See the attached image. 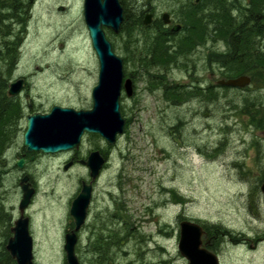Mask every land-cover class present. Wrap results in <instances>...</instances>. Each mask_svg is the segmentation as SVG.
I'll return each instance as SVG.
<instances>
[{
  "label": "rangeland",
  "instance_id": "374dc122",
  "mask_svg": "<svg viewBox=\"0 0 264 264\" xmlns=\"http://www.w3.org/2000/svg\"><path fill=\"white\" fill-rule=\"evenodd\" d=\"M195 1L147 0L145 4L159 13L173 12L186 25V13ZM138 3L141 6L135 8V0H122L129 23L133 10L143 7L142 0ZM27 27L25 46L16 54L18 66L10 71V77H27L24 94H29L32 108L26 114L48 112L54 105L91 107L99 62L85 26L83 0H37ZM213 28L209 24L202 47L184 54L185 59L179 56L178 66L148 70L128 57L125 38L107 29L117 55L127 56L124 73L133 80L134 93L132 97L122 93L125 132L113 149L100 138L84 141V152L99 147L109 156L95 190L91 221L80 230L75 247L85 264L93 259L83 257L89 253V243L99 246L105 264H188L178 247L183 220L204 227L203 242L210 243L207 248L221 264H264V81L258 77L245 89L219 88L217 82L224 79L219 59L228 47ZM158 74L165 75L167 84L213 86L215 95L175 105L165 100L162 85L153 80ZM250 99L262 105L256 120L245 113ZM15 126L11 177L8 187L0 188V205L5 201L12 218L18 215L21 197L15 160L23 147L24 118ZM65 158L42 156L43 163L36 165L40 200L31 205L38 215L30 227L36 264L66 263L65 235L73 225L69 207L80 182L67 175L57 178L63 173L57 172L56 164L62 167ZM52 161L55 173L47 170ZM75 172L80 178L87 176L83 169ZM113 214L120 219H110ZM93 217L101 223L92 222ZM7 226L6 218L0 230ZM97 238L103 240L98 243Z\"/></svg>",
  "mask_w": 264,
  "mask_h": 264
},
{
  "label": "water",
  "instance_id": "95a60500",
  "mask_svg": "<svg viewBox=\"0 0 264 264\" xmlns=\"http://www.w3.org/2000/svg\"><path fill=\"white\" fill-rule=\"evenodd\" d=\"M84 21L88 29L92 47L99 62L97 85L92 90L93 106L88 110H77L72 107L54 106L47 113H33L27 116L23 133V146L28 152L57 154L76 149L82 137L97 134L109 145H115L118 137L125 132L126 120L121 113V96L124 89L127 97L134 93L133 81L125 79L124 62L114 51L112 43L106 36L105 28L119 33L124 20V9L119 0H84ZM167 18V14L164 15ZM150 22L147 17L145 24ZM180 26L174 28L179 30ZM264 74V72H263ZM251 77L242 75L227 80H219V86L243 89L251 84ZM24 79L10 84L9 95L15 96L24 87ZM24 159L17 162L22 168ZM105 164L99 152H93L86 165L91 170V178L95 180ZM69 166H66L68 169ZM27 178L21 181L24 192L19 204L21 217L11 229L12 236L6 249L16 264H36L34 262V240L29 229V219L24 211L29 206L34 191L28 188ZM264 201V183L261 186ZM92 196V186L83 184L81 192L74 199L70 215L74 221V229L65 236L64 250L67 264H78L75 247L77 233L85 224ZM203 227L190 220L180 223L179 250L189 264H220L218 256L203 247Z\"/></svg>",
  "mask_w": 264,
  "mask_h": 264
},
{
  "label": "flooded vegetation",
  "instance_id": "af4514ba",
  "mask_svg": "<svg viewBox=\"0 0 264 264\" xmlns=\"http://www.w3.org/2000/svg\"><path fill=\"white\" fill-rule=\"evenodd\" d=\"M37 0H13V4H10L11 2L9 0H0V55H5L10 52H15V53H21L25 46L26 42V37H27V30H28V22H30L31 18V12L33 10L34 5L36 4ZM139 0H135V8L140 7L141 5L138 3ZM147 0H142V5L143 7L133 10L134 15L130 18V23H129V28L131 32H133L132 36L138 40H134L133 42L130 43V48L136 50L137 46H140V48L145 47L147 44L152 43L154 38L157 37H162L164 41L168 45H172L175 49L177 47H181L182 51L185 48L186 45V38H187V30L184 28V24L182 22H178V20L175 18L173 12L171 13H159L156 8L148 7L145 4ZM83 7H84V0H83ZM123 7V5H122ZM124 20L121 25L119 33L116 35H119L122 38H125L127 40L125 30L123 28L124 21H125V14H127V9L124 8ZM165 14H167V18H165ZM147 17H150V22L148 24H145V20ZM84 18V17H83ZM85 22V21H84ZM86 26V24H85ZM177 26H182L179 30L175 31L174 28ZM87 29V26H86ZM88 32V29H87ZM106 34H108L107 28L105 29ZM125 34V35H124ZM89 36V34H88ZM128 42V41H127ZM129 43V42H128ZM178 44V45H177ZM137 45V46H136ZM199 48L202 47V45L198 46ZM180 57L185 59V55L182 52L180 54ZM18 66V63L16 61L13 63L12 67L8 61L0 60V76L3 77V80L5 81L4 83V93H0V188L3 187H8L10 177H11V158H10V143H9V133H10V115H11V101H13V104H17L20 106V119L25 120L28 115L36 112H31L29 114H26V110H30L32 108V104L30 103V96L29 94H24L28 90V82H27V77H19L16 78L15 76L10 77V71L15 69V67ZM19 79H24V87L22 91L11 97L9 95V87L10 84L16 80ZM24 95V97H23ZM92 96V94H91ZM22 103H27V105H23ZM1 107L3 110H1ZM92 107V106H91ZM91 107L85 108L86 110L90 109ZM2 114V116H1ZM90 138H100L102 139L99 135L97 134H85L82 138V141L80 143V146L76 149L67 151V152H61L58 153V155L65 156V160L62 161L63 166L61 167L60 165L56 166L58 167L57 172H62L63 174H59L57 178H60L61 176H69L72 177L73 180H78L80 182V191L83 187V184L85 183L86 185H91L92 186V196H91V202L90 206L88 208L87 212V217L84 226L82 227L83 230L88 228V225L91 221V214L94 206V200H95V190L98 184V181L101 177V174L103 170L106 168V166L109 163V156L108 154L104 151V149H101L99 147H90L87 152H84V141L86 139ZM104 142L105 146L108 149H113L112 146L108 145L107 142L102 139ZM93 152H99L100 155L105 159V164L100 171L98 177L95 180H92L91 178V170L90 168L86 165V162L89 159V156ZM56 154H43L41 152H28L24 146L20 149L19 155L17 156L15 160V166L17 170L20 172L19 173V182H18V187L21 191V197L18 203L17 211L18 215L16 218L10 217L11 214H9V210L5 207V201L0 205V220H8L9 225L12 224V227L10 230L14 227L15 222L21 217V212L19 209V204L21 200L23 199V189L21 186V181L24 178H27V182L25 183L28 185V188L32 189L34 191L30 204L29 206L25 209L24 211V217L29 219V226L31 227V224L34 222V217L36 219V216L38 215L36 211H31V205L32 203H36L40 200L39 196V187L36 184V165L38 162L40 164L43 163V159L41 157H54L53 156ZM20 159H24V165L22 168L17 167V162ZM55 162L52 161L51 163L47 164L48 166V171L51 169L53 170L52 172H56L54 169ZM66 166H69L68 169H66ZM77 169H83L87 176L80 178L79 177V172H75ZM56 176V175H55ZM79 191V193H80ZM78 193V194H79ZM76 194V193H75ZM78 194L75 195V197L72 199V202L74 199L78 196ZM53 196V195H52ZM4 200L5 197L3 196ZM72 206V203H71ZM71 206L69 207V216L70 215V209ZM49 211H52L51 207ZM15 216V214H14ZM72 219V217H71ZM110 219H113V221H116V219H120L119 217L116 218V214L112 215ZM98 221L101 223V220H98V218L94 219L93 221L95 222ZM72 229L74 228V222L73 219L71 220ZM107 221L106 219L103 221L104 225L106 224ZM115 224V223H114ZM204 234L202 237V242L203 238L207 237V232L204 229ZM72 231V230H70ZM69 231V232H70ZM81 232L78 233V236L80 235ZM93 234V233H92ZM98 243H100L103 238H97L96 239ZM210 243L204 244L203 242V247L207 248V245ZM93 245L94 251H93ZM210 250L209 248H207ZM213 252L212 250H210ZM88 252L83 255L85 258H90L93 257V259H90L88 264H105L103 263V254L101 253V250L99 249V246L96 245L95 243H89L88 244ZM218 256V255H217ZM219 258V257H218ZM220 261V258H219ZM87 262V260H86ZM67 264V263H65ZM78 264H85L83 262V259L81 256H78ZM221 264V263H220Z\"/></svg>",
  "mask_w": 264,
  "mask_h": 264
},
{
  "label": "trees",
  "instance_id": "16d2710c",
  "mask_svg": "<svg viewBox=\"0 0 264 264\" xmlns=\"http://www.w3.org/2000/svg\"><path fill=\"white\" fill-rule=\"evenodd\" d=\"M245 4H242V0H200L198 3L194 2L189 5L185 21L187 38L183 51L181 47L175 49L172 45H168L162 37L154 38L152 43L145 47L137 46L136 50L131 49L130 43L138 39L132 36L133 32L130 29H127L129 21L125 19L123 28L126 29L124 32L128 37L123 47H125L128 57H131L139 65V68L148 70L153 66H158L170 69V67L179 65V56L182 52L188 56L198 46L205 43L209 24H212L217 37L225 40L228 47L226 53L220 54L219 64L223 70L222 77L230 79L248 75L252 79L251 84L258 80V77L264 81V0H245ZM126 17L127 14H125ZM112 45L114 50H117L114 42ZM16 54L13 51L0 55V60L8 61L12 67L16 58L19 57ZM123 59L127 62L126 55ZM174 64L175 66H173ZM153 80L162 85L165 100L175 105L183 104L200 96L211 95L209 97L212 99L215 95L213 86L202 89L199 86L191 87L189 84L183 85L175 82L167 84L166 77L162 74H158V77L156 76ZM4 83L3 77L0 76V93H4ZM261 107L262 105L257 102V99H250V102H246L244 109L252 120H256L257 116L261 115ZM1 110H3L2 107ZM10 110L9 143L13 144L18 136L15 123L20 119V109L11 101ZM262 124L263 121L260 119L259 125L262 126ZM1 222L4 223V220H0ZM11 225L7 226L4 231L0 230L2 239H0V264H16L6 249L8 239L12 235ZM216 229L218 230L217 227Z\"/></svg>",
  "mask_w": 264,
  "mask_h": 264
},
{
  "label": "bare ground",
  "instance_id": "6f19581e",
  "mask_svg": "<svg viewBox=\"0 0 264 264\" xmlns=\"http://www.w3.org/2000/svg\"><path fill=\"white\" fill-rule=\"evenodd\" d=\"M180 28H182V26L180 27ZM184 28L186 29V25L184 24ZM164 40V39H163ZM198 48V47H197Z\"/></svg>",
  "mask_w": 264,
  "mask_h": 264
}]
</instances>
